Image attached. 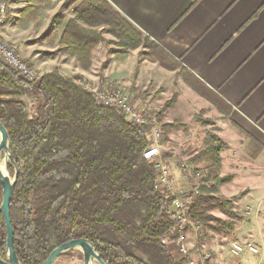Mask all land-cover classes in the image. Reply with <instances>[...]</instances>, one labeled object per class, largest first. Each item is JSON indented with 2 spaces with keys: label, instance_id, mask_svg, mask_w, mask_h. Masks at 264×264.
Returning a JSON list of instances; mask_svg holds the SVG:
<instances>
[{
  "label": "trees",
  "instance_id": "16d2710c",
  "mask_svg": "<svg viewBox=\"0 0 264 264\" xmlns=\"http://www.w3.org/2000/svg\"><path fill=\"white\" fill-rule=\"evenodd\" d=\"M75 13L76 20L88 24L106 23L125 49L143 46V53L175 67L166 50L107 0H82ZM75 26L72 21L67 28ZM92 38L72 42L70 47L76 48L81 59H88L83 52ZM94 38L95 43L100 37ZM182 72L188 74L185 68ZM78 77L55 68L29 81L0 60V121L9 132L10 150L19 170L10 210L21 263L40 264L61 243L87 238L109 264H155L159 258L164 264H185L173 259L158 240L172 224V201L156 189L155 165L144 158L145 129L127 122L116 108L98 107L94 94L76 82ZM32 89L33 111L26 102ZM176 98L169 99L165 107L172 106ZM223 148L218 140L204 150L213 155L217 174L212 177V191L203 188L198 197L216 201L228 215L240 217L231 199L213 194L230 179L218 173ZM9 169L14 175L12 163ZM34 199L40 201L37 206ZM2 200L0 184V205ZM193 206L191 216L197 218ZM6 237L0 213L3 259L7 258Z\"/></svg>",
  "mask_w": 264,
  "mask_h": 264
},
{
  "label": "crops",
  "instance_id": "0c3cea01",
  "mask_svg": "<svg viewBox=\"0 0 264 264\" xmlns=\"http://www.w3.org/2000/svg\"><path fill=\"white\" fill-rule=\"evenodd\" d=\"M81 1L74 0L71 6L65 0H10L2 39L17 44L36 68L56 62L61 73L87 78L94 88L124 83L134 89L137 101L145 104L148 99L144 98L148 94L154 97L157 91H162L161 102L165 95L177 96L168 87L185 68L189 74L185 81L190 80L198 92L217 103L246 134L244 146L256 151L254 155L238 152L235 143L218 138L224 143L218 173L230 176L220 192L237 199V210L246 217L241 222L245 232L240 237L260 241L264 255V0H107L174 58V68L143 53V46L125 49L106 23L92 25L76 20L75 8ZM66 6L71 9L67 11ZM72 21L76 26L70 30L67 27ZM50 29L56 43L38 41L48 37ZM94 35L100 37L95 43ZM91 36L83 52L89 58L81 59L70 44L89 41ZM54 49L56 58L45 57ZM176 102L177 98L173 105ZM246 206L253 209L251 214ZM239 230L235 235L238 239Z\"/></svg>",
  "mask_w": 264,
  "mask_h": 264
},
{
  "label": "rangeland",
  "instance_id": "374dc122",
  "mask_svg": "<svg viewBox=\"0 0 264 264\" xmlns=\"http://www.w3.org/2000/svg\"><path fill=\"white\" fill-rule=\"evenodd\" d=\"M65 1L71 6L74 3V0ZM70 9V6L66 8L67 11ZM50 31L51 29L47 33L48 37L40 38L38 41H44V43L46 42L47 44L54 45L56 43V35L54 36L52 31ZM108 37L110 39L115 38L111 34H108ZM15 45L17 46V44ZM111 46L114 47L117 45L112 43ZM141 48L145 50L144 47ZM54 50L55 51L52 53L44 54L45 57L52 55L51 57L56 58V49ZM48 64L49 65L43 69L38 67L36 68L34 65H31L40 72V78L44 73L56 68V62ZM186 76H188V74L185 72H179L178 77H176V79L174 78L171 85L168 87L169 90L177 94L176 103H178L170 106L172 108L169 110H167L169 107L166 108L165 104L171 95H165L163 97L164 100L161 102V99L159 98L162 97V91H157L154 97H149L150 94H148V98L146 97L144 99H148L149 102L146 101L148 106L158 113L160 122L164 128V154L168 158H173L174 160L175 158H178L194 162L196 167L207 170L208 177L213 180L212 177L217 174L216 167L213 163L214 158L213 155L205 153L204 150L209 148V146L217 144L219 137L227 140V142L235 143L238 152H242L240 150H243V153L245 154L254 155L253 152L256 151L252 147L246 148L244 146L246 134L235 127V125L229 120V116H227L226 113L221 112L217 103L207 98L206 95L204 96L201 92H198V90L190 84L191 82L185 81ZM78 78L82 79V77ZM129 90L133 94L134 89L132 90V88L129 87ZM171 98L173 97L171 96ZM158 100L160 102H158ZM26 102L33 111V107L36 105L34 89L29 91L26 96ZM139 103L141 104L142 102ZM161 106H164L165 109L161 108ZM125 120L129 122L126 117ZM168 121L173 123L170 124ZM145 134L147 139H149V133L145 131ZM174 165L175 166L172 170L174 175H176L178 182L180 184L187 183L184 172H182L176 164ZM9 171L13 177L15 174L13 175V172H11L10 169ZM231 186L233 187L234 184ZM213 187L214 186L207 189H211L212 191ZM213 194L217 197L230 199L222 195L220 192V186L219 191L215 193L213 192ZM204 198L205 197H203V199L195 197L193 199V213L198 215L197 219H199L201 229L198 231L197 229L195 230L191 228V231L188 232V242L194 251L195 258L198 261L197 264H264V255L262 249L260 248V241H258L259 243L253 241L260 248V252L258 254L247 253L243 256L236 257L234 255L232 256L229 251L227 253L232 240L238 239V237L235 236L237 235L236 230L238 228L241 229L238 231L239 242H246L243 236L240 237L245 232L242 229L241 222L244 221L246 217H242V215H239L240 217L228 215L220 205H217L216 201H207ZM231 200L233 201V210L239 213L236 205L237 199L231 198ZM33 202L35 206L40 203V201H37L36 199H34ZM242 207L243 205L240 208L242 209ZM243 210L245 211V209ZM246 212L252 213L253 209L248 206ZM256 212H258V210H256L255 213ZM227 224L231 225L232 228L228 229V227H225L228 226ZM254 232L255 234H258V228L255 229ZM164 246L173 259L181 260L174 253H172V249L168 248L166 245ZM203 247L212 251V257L210 260L204 263L199 261L198 256L196 255V250ZM82 254L83 253L80 249L69 250L64 253L61 258L57 259L55 264H84ZM154 262L155 264H161L162 260L159 258L154 260ZM93 264L98 263L94 261ZM162 264H164V262H162Z\"/></svg>",
  "mask_w": 264,
  "mask_h": 264
},
{
  "label": "built area",
  "instance_id": "2783aa9c",
  "mask_svg": "<svg viewBox=\"0 0 264 264\" xmlns=\"http://www.w3.org/2000/svg\"><path fill=\"white\" fill-rule=\"evenodd\" d=\"M10 16V0H0V60L20 76L29 81L39 78L40 72L34 68L22 56L19 48L2 39V31ZM69 76V75H67ZM74 77V75H70ZM76 82L84 85L95 97L98 107L116 108L127 120L149 133L148 145L144 150V158L153 162L156 169V189L166 198L172 201L170 215L172 224L163 232L158 240L168 246L185 264H197L193 249L188 242V232L191 228L200 231L199 219L192 218L191 209L193 199L201 195L203 188H211L214 181L208 177L205 169L195 166L194 162L186 159L172 160L164 154L165 133L158 113L145 103L137 102L130 92L129 86L124 83H112L104 88H94L89 85L87 78H77ZM178 166L185 174L187 183L180 184L173 167ZM229 252L234 256H243L247 253L258 254L260 248L253 241H232ZM196 255L202 263L212 257V251L206 248H198Z\"/></svg>",
  "mask_w": 264,
  "mask_h": 264
},
{
  "label": "water",
  "instance_id": "95a60500",
  "mask_svg": "<svg viewBox=\"0 0 264 264\" xmlns=\"http://www.w3.org/2000/svg\"><path fill=\"white\" fill-rule=\"evenodd\" d=\"M5 152L8 155L7 171L4 172L0 167V184L3 190V200L0 205V213L3 214L6 225V250L7 258L3 259L0 256L2 264H22L15 247V230L11 219L10 205L13 198L15 186L17 183L19 170L10 150V135L5 125L0 121V154ZM9 162L15 168V175L12 177L9 171ZM71 249H80L83 253L84 264H93L96 261L98 264H109L106 262L101 253L97 250L94 244L87 238H74L56 246L48 257L40 264H52L61 255Z\"/></svg>",
  "mask_w": 264,
  "mask_h": 264
},
{
  "label": "bare ground",
  "instance_id": "6f19581e",
  "mask_svg": "<svg viewBox=\"0 0 264 264\" xmlns=\"http://www.w3.org/2000/svg\"><path fill=\"white\" fill-rule=\"evenodd\" d=\"M7 162H8V155L5 152H2L0 154V167L4 172L7 171Z\"/></svg>",
  "mask_w": 264,
  "mask_h": 264
}]
</instances>
